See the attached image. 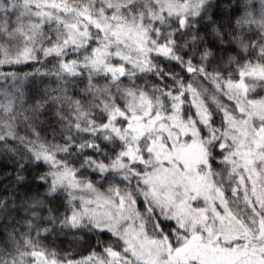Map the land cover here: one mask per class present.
I'll use <instances>...</instances> for the list:
<instances>
[{"label":"snow or ice","instance_id":"1","mask_svg":"<svg viewBox=\"0 0 264 264\" xmlns=\"http://www.w3.org/2000/svg\"><path fill=\"white\" fill-rule=\"evenodd\" d=\"M0 264H264V0H0Z\"/></svg>","mask_w":264,"mask_h":264}]
</instances>
